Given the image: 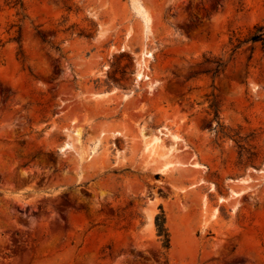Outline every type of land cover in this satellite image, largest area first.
Returning a JSON list of instances; mask_svg holds the SVG:
<instances>
[{"label":"rangeland","instance_id":"374dc122","mask_svg":"<svg viewBox=\"0 0 264 264\" xmlns=\"http://www.w3.org/2000/svg\"><path fill=\"white\" fill-rule=\"evenodd\" d=\"M263 24L264 0H0V264H264Z\"/></svg>","mask_w":264,"mask_h":264},{"label":"trees","instance_id":"16d2710c","mask_svg":"<svg viewBox=\"0 0 264 264\" xmlns=\"http://www.w3.org/2000/svg\"><path fill=\"white\" fill-rule=\"evenodd\" d=\"M249 40L252 42L264 41V24L255 27V33L250 36ZM155 226L162 242V247L167 251L170 248V232L166 225V216L163 211L156 215Z\"/></svg>","mask_w":264,"mask_h":264},{"label":"bare ground","instance_id":"6f19581e","mask_svg":"<svg viewBox=\"0 0 264 264\" xmlns=\"http://www.w3.org/2000/svg\"><path fill=\"white\" fill-rule=\"evenodd\" d=\"M151 55H152V52H151L150 50H146V51L144 52V56L150 57ZM137 74H138V75H137L138 80H139V79H142V78H144V77H145V78H148V76L144 75V74H143V71H141V70H140V72H138ZM194 165H198L199 167L202 166L201 164H198V163H195Z\"/></svg>","mask_w":264,"mask_h":264}]
</instances>
